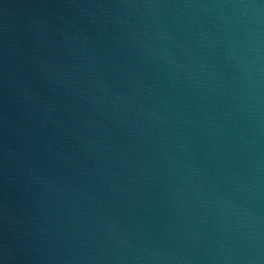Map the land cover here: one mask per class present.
<instances>
[{"label": "water", "instance_id": "95a60500", "mask_svg": "<svg viewBox=\"0 0 264 264\" xmlns=\"http://www.w3.org/2000/svg\"><path fill=\"white\" fill-rule=\"evenodd\" d=\"M0 264H264V0H0Z\"/></svg>", "mask_w": 264, "mask_h": 264}]
</instances>
